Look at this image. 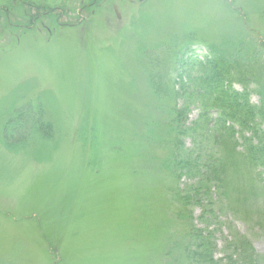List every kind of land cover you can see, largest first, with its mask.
Instances as JSON below:
<instances>
[{
    "label": "rangeland",
    "instance_id": "1",
    "mask_svg": "<svg viewBox=\"0 0 264 264\" xmlns=\"http://www.w3.org/2000/svg\"><path fill=\"white\" fill-rule=\"evenodd\" d=\"M247 33L264 44V0H0V264H168L186 227L177 211L201 226L207 202L183 203L185 180L161 167L155 136L173 103L152 94L142 51L193 34L204 56ZM30 100L55 135L9 143L7 122ZM219 221L218 256L239 232L264 264V230Z\"/></svg>",
    "mask_w": 264,
    "mask_h": 264
},
{
    "label": "trees",
    "instance_id": "2",
    "mask_svg": "<svg viewBox=\"0 0 264 264\" xmlns=\"http://www.w3.org/2000/svg\"><path fill=\"white\" fill-rule=\"evenodd\" d=\"M53 12L47 9L41 15L48 18ZM36 17L29 14L31 22ZM195 42L189 34L147 46L141 54L152 94L173 103L164 110L166 122L158 123L155 136L167 151L161 167L179 182L185 180L177 187L183 203L207 202L198 216L201 226L192 208L177 211L186 227L169 250L168 264H258L251 238L239 232L225 238L218 256L216 232L222 212L264 230V44L247 33L236 41L208 42L201 56ZM192 106L198 113L190 121ZM46 110L41 101L17 106L5 138L9 143L35 135L52 139L55 126ZM82 136L90 148L96 145Z\"/></svg>",
    "mask_w": 264,
    "mask_h": 264
}]
</instances>
